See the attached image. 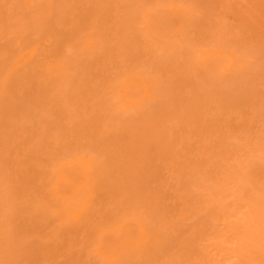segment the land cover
<instances>
[{"label": "rangeland", "instance_id": "rangeland-1", "mask_svg": "<svg viewBox=\"0 0 264 264\" xmlns=\"http://www.w3.org/2000/svg\"><path fill=\"white\" fill-rule=\"evenodd\" d=\"M0 264H264V0H0Z\"/></svg>", "mask_w": 264, "mask_h": 264}, {"label": "bare ground", "instance_id": "bare-ground-1", "mask_svg": "<svg viewBox=\"0 0 264 264\" xmlns=\"http://www.w3.org/2000/svg\"><path fill=\"white\" fill-rule=\"evenodd\" d=\"M128 84H129V83H128ZM126 86H127V85H126ZM129 86H131V84H130ZM126 91H127V90H126ZM129 91H130V93H131V90H129ZM126 93H127V92H126ZM128 93H129V92H128ZM127 95H128V94H127ZM104 144H105V143H104ZM123 148H124V147H123ZM92 150H93V148H92ZM102 154H103V153H102ZM108 154H109V153H108ZM118 154H119V153H118ZM103 155H104V154H103ZM103 155H102V156H103ZM109 155H110V154H109ZM116 155H117V154H116ZM121 155H123V154L121 153ZM111 158H112V157H111ZM116 158H117V157H116ZM118 158H119V157H118ZM105 161H106V160H105ZM111 164H112V162H111ZM118 174H119V173H118ZM114 227H115V226H114ZM120 227H121V226H120ZM123 227H125V226H123ZM112 230H113V229H112ZM114 230H116V228H115ZM117 230H118V229H117ZM119 230H120V228H119ZM124 231H125V230H124ZM129 232H130V231H129ZM129 232H128V233H129ZM116 233H118V231H116ZM119 233H122V232L119 231ZM119 233H118V234H119ZM140 233H142V232H140ZM114 234H115V233H114ZM121 235H122V234H121ZM134 235H135V234H134ZM118 236H119V235H118ZM123 236H124V235H123ZM123 236H120V237L123 238ZM126 237H127V234H126ZM129 237H130V236H128V238H129ZM134 237H135V236H134ZM128 238H127V239H128ZM130 238H131V237H130ZM118 239H120V241H121V238H118ZM131 239H132V238H131ZM122 240H123V239H122ZM124 240H125V239H124ZM133 240H135V239H133ZM133 240H132V241H133ZM120 241H118V242H120ZM127 241H128V240H127ZM129 241H130V240H129ZM114 242H115V241H114ZM118 242H117V243H118ZM123 242H124V241H123ZM126 243H127V242H126ZM128 243H129V242H128ZM118 244H119V243H118ZM122 244H123V243H122ZM142 245H143V244H142Z\"/></svg>", "mask_w": 264, "mask_h": 264}]
</instances>
